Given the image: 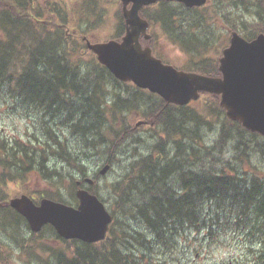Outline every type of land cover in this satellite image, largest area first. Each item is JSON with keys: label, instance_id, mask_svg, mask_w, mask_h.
Segmentation results:
<instances>
[{"label": "trees", "instance_id": "16d2710c", "mask_svg": "<svg viewBox=\"0 0 264 264\" xmlns=\"http://www.w3.org/2000/svg\"><path fill=\"white\" fill-rule=\"evenodd\" d=\"M213 3L214 0L211 5ZM233 3L245 6L250 17H245L244 12L225 15L229 28L234 27L248 39L264 32V0H233ZM172 5L170 2L160 3V10L153 12V19L161 23L171 41L189 54L190 69L218 75L217 61L211 55L223 47L216 43L215 34L221 15L216 13L213 16L209 12L210 6L202 9ZM52 8V14L58 18L56 22L37 7V0H0V85L15 101L19 98L23 108L42 111L43 123L47 125L50 124L47 118L63 114L59 123L68 127L72 122L73 132L84 135L88 147H92L89 135L95 137L101 130L108 129L113 113L119 108L133 107L134 100L132 103L127 100L129 104L116 101L108 112L103 83L104 77H110V73L93 63L86 70L80 68L81 62L74 61L77 44L69 38L71 28L66 13L62 7L53 5ZM207 95L212 99L208 105L212 111H208V115L190 106L165 103L156 97L158 101L149 108L154 116L160 117L157 122L162 124L161 133L167 137L158 143L157 155L139 158L124 178L114 185L121 200L129 205L124 211L134 210L131 215L141 222L146 234L142 231L129 233L124 227L122 235L117 234L115 218L104 241L86 243L63 239L48 226L64 242V247L56 254L57 264H155L138 245L147 250L159 247L178 249V242L187 238L188 230H206L200 242H222V233L217 226L224 217L226 224L244 228L249 242L246 247L252 256L248 262L264 264V171L251 165L256 155L252 153L253 149L264 155V143L251 145L255 137L262 136L229 119L219 104V97ZM214 113L220 118L216 147L222 152L226 144L237 140L236 144L232 142L235 153L246 162L239 163L238 157L225 161L215 155L214 146L205 144L202 130L211 126ZM145 118L150 119L148 113ZM49 134L50 140L43 142L42 147L28 141L26 144L20 141L8 143L0 137V187L8 181H23L32 170L41 171L49 178L56 177L60 182L67 179L69 175L48 165L44 152L50 147L86 176L79 154L67 146L69 140L52 129ZM172 134L178 138L175 142L170 137ZM245 136L251 140L247 141ZM114 138L118 143L116 129ZM170 142L175 143L176 150L165 162L170 148L166 145ZM245 163L251 170L244 167ZM69 187L74 188L75 181L71 180ZM46 196L49 197L47 193ZM0 200V212L9 209L12 224L24 221L27 225L22 216L10 209L3 196ZM1 217L0 227L12 226L5 225ZM224 264L236 263L228 261Z\"/></svg>", "mask_w": 264, "mask_h": 264}, {"label": "rangeland", "instance_id": "374dc122", "mask_svg": "<svg viewBox=\"0 0 264 264\" xmlns=\"http://www.w3.org/2000/svg\"><path fill=\"white\" fill-rule=\"evenodd\" d=\"M209 4L207 6L212 7L209 12L213 16L216 13L220 14L222 19V24L218 23V29L215 30L216 43L226 44L231 30H226L228 26L226 25L225 15H232L236 12H244L245 17H250V15L246 13L247 8L245 6H235L233 0H214L213 5ZM53 5L64 9L69 20V26L74 29L73 38L77 44V51L74 52V61H80V68L86 70L88 65L93 63L94 57L90 52L83 51L86 41L81 36L85 34V36L93 41H104L112 38L115 32L117 17L122 9L120 1L37 0V7L43 11L46 17H52L51 19L56 22L58 18L52 14ZM172 7H175V4ZM158 10H160L159 6L154 8L152 12ZM151 29L154 40L150 43L154 44L156 51L168 62L178 66L186 64L188 60L187 54L181 48H178L177 45L167 40L160 25L155 24ZM104 78L106 79L103 83L105 104L109 113L113 103L116 101L123 104L127 100H130L131 103L134 100V106L119 108L113 113L108 129L101 130L95 138L89 135V137H92V147H88V140L84 135L73 132V128L71 127L72 122H69L68 127H64L59 123L63 114L55 118H47L46 120L50 121V124L47 125L43 123L42 111L31 107L23 108L21 100L18 98L15 101V98L9 94L2 84L0 85V137L7 140L8 143L15 141H20L24 144L34 142L38 147H42L43 142L50 140L49 129L54 130L62 138L66 137L69 140L68 148L79 154V162L83 163L85 169H87L85 171L89 176L96 178L95 192L107 205L109 210L115 214L116 221L114 227L117 234L122 235L121 229L123 227L129 233L142 231L146 234V230L141 222L137 218L134 219V216L131 215L134 210H131L129 213L124 211L126 210V206L129 207V205L124 200H121V197L114 189V185L124 178L123 176L129 172V168L139 158L152 154L158 142L167 137L161 133L163 129L162 124L157 122V120H160V117L154 116V113L149 108L158 100L150 97V94L147 92H138V89L131 83H121V81L111 75ZM211 101V98L207 101L206 97H203L201 100L193 102L190 107L208 115V111H212L208 107V103ZM147 113L151 120L154 119L155 126L150 127L145 124H138L141 120L145 119ZM214 114L211 116V126H207V128H203L202 130L205 144L214 146L215 155H220L221 159L225 161L238 157L239 163L244 162L245 159L235 153V146L232 144V142L236 144L237 140L233 139L230 143L226 144L222 148V152L218 149L219 147H216L220 136V118L216 116V113ZM115 129L119 135L118 143H116V139L114 138ZM245 139L247 141L251 140L250 137L246 136ZM256 142L264 143L262 137H255L251 145L254 146ZM168 148L169 158L165 162L173 157L174 149L172 148H174V143L170 142ZM252 153L256 155L253 156L251 165L257 166L259 171H264V155L258 149H253ZM44 155L47 157L49 166L53 168L57 167L63 174L69 175V177L59 183L56 177L49 178L41 171L32 170L23 181H8L4 186L0 187V191L5 187L3 191L6 194L7 200L21 194H28L39 200L47 193L49 196H53V198L77 205L78 200L76 202L75 199L76 189L69 188V183L71 180L75 181L78 177L77 175L80 174L81 176L83 173L64 161L62 157L56 154L54 148H47ZM107 160L112 163V170L110 169L104 175H98L99 170L107 163ZM244 167L251 170L247 163H245ZM2 196L3 192L0 194V198ZM0 215H2L1 220L5 225L12 224L11 211L9 209L1 211ZM231 220L232 224H234V218ZM217 228L222 233V242L215 240L211 241V244L203 240L200 242V237L206 235L207 231L201 230L200 232H196L188 230L185 234L187 238L183 239L182 243L181 241L178 242V249L159 247L156 250H147L136 243L134 245H138L146 253L149 260L155 264H224L228 261L236 264L243 262L244 264H254L253 261L248 262L252 256L249 255L250 253L246 247L249 245V242L245 237L244 228L237 229L234 225L230 226V224H226V217L222 219ZM37 236L30 231L29 226L24 221L20 223L14 222L7 229L0 227V264H57L56 254L59 249L64 247V242L58 239L50 228H45ZM66 247L67 245H65Z\"/></svg>", "mask_w": 264, "mask_h": 264}, {"label": "water", "instance_id": "95a60500", "mask_svg": "<svg viewBox=\"0 0 264 264\" xmlns=\"http://www.w3.org/2000/svg\"><path fill=\"white\" fill-rule=\"evenodd\" d=\"M158 0H123L127 19V33L121 42L88 43L101 63L118 78L134 81L142 88L160 94L166 101L187 104L197 99L200 91L219 94L221 105L227 115L264 135V33L247 40L239 33H232L230 45L220 59L222 77H212L195 72H185L165 64L152 54L149 47L143 48L139 37L149 23L140 17L143 5ZM181 1L188 6L202 5L206 0ZM133 2L129 9L128 4ZM110 164L105 165V174ZM92 183L91 178L86 179ZM80 203L77 207L49 198L37 204L23 194L10 199L11 207L23 214L33 231L47 224L54 225L58 233L67 239L98 242L106 237L113 215L100 198L85 188L77 190Z\"/></svg>", "mask_w": 264, "mask_h": 264}, {"label": "bare ground", "instance_id": "6f19581e", "mask_svg": "<svg viewBox=\"0 0 264 264\" xmlns=\"http://www.w3.org/2000/svg\"><path fill=\"white\" fill-rule=\"evenodd\" d=\"M233 29H234V27H232ZM237 30V29H236ZM239 31V30H238ZM259 33V32H258ZM243 34V33H242ZM245 35V34H244ZM243 35V36H244ZM212 38V37H211ZM248 38V37H247ZM211 50V49H210ZM58 51V50H57ZM209 51V50H208ZM82 98V97H81ZM66 104V103H65ZM42 107V106H41ZM60 107V106H59ZM67 119V118H66ZM85 120V119H84ZM93 120V119H92ZM84 122V121H83ZM88 122V121H87ZM84 124V123H83ZM88 124V123H87ZM72 127V126H71ZM75 131V130H74ZM78 131V130H77ZM68 132V131H67ZM78 135V134H77ZM93 136H94V134H93ZM92 136V137H93ZM91 136H90V138H92ZM46 138V137H45ZM95 138V137H94ZM76 140V139H75ZM100 141V140H99ZM102 141V140H101ZM100 143V142H99ZM76 144V143H75ZM102 148V147H101ZM86 149V148H85ZM84 149V150H85ZM100 149V148H99ZM172 149H174V148H172ZM200 149V148H199ZM83 150V149H82ZM106 150V149H105ZM176 150V149H175ZM175 150L173 151V150H171V151H173V152H175ZM68 152V151H67ZM69 152H71V151H69ZM87 152V151H86ZM94 152V151H93ZM172 152V153H173ZM90 153V152H89ZM169 153V152H168ZM75 154V153H74ZM83 154H85V153H83ZM91 154V153H90ZM93 154V153H92ZM97 154V153H96ZM171 154V153H170ZM174 154V153H173ZM86 155V154H85ZM107 155V154H106ZM107 157V156H106ZM84 158V157H83ZM55 159V158H54ZM57 159V158H56ZM58 159H60V158H58ZM105 159H107V158H105ZM110 159V158H109ZM115 159V158H114ZM68 160V159H67ZM71 160V159H70ZM75 160H76V158H75ZM78 160V159H77ZM136 160V159H135ZM54 161H56V160H54ZM102 161H103V159H102ZM105 161V160H104ZM62 162V161H61ZM67 162H69V161H67ZM72 162V161H71ZM107 162H108V160H107ZM56 164V163H55ZM76 164V163H75ZM115 164V163H114ZM52 165V164H51ZM70 165H71V163H70ZM69 166V165H68ZM86 166V165H85ZM113 166V165H112ZM182 166V165H181ZM47 167V166H46ZM100 167V166H99ZM51 168V167H50ZM53 168V167H52ZM64 168V167H63ZM182 168V167H181ZM111 169V168H110ZM149 169V168H148ZM173 169V168H172ZM51 170V169H50ZM54 170V169H53ZM67 170V169H66ZM84 170H87V169H85V167H84ZM93 170V169H92ZM112 170V169H111ZM74 171V170H73ZM77 171V170H76ZM89 171V170H88ZM98 172V171H97ZM193 174V173H192ZM75 175V174H74ZM74 175H73V177H74ZM82 175V174H81ZM125 176V175H124ZM123 176V177H124ZM194 177V176H193ZM176 179V178H175ZM179 180V179H178ZM202 181V180H201ZM209 183V182H208ZM156 214V213H155ZM8 239V238H7ZM13 239V238H12ZM97 247V246H96Z\"/></svg>", "mask_w": 264, "mask_h": 264}, {"label": "flooded vegetation", "instance_id": "af4514ba", "mask_svg": "<svg viewBox=\"0 0 264 264\" xmlns=\"http://www.w3.org/2000/svg\"><path fill=\"white\" fill-rule=\"evenodd\" d=\"M141 41H145V37L143 35L141 36Z\"/></svg>", "mask_w": 264, "mask_h": 264}]
</instances>
